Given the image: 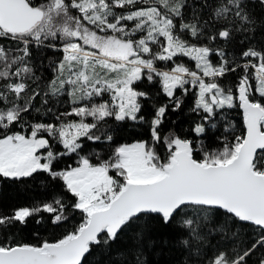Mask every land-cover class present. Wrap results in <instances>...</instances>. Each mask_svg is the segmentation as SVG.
I'll list each match as a JSON object with an SVG mask.
<instances>
[{
    "label": "snow or ice",
    "instance_id": "1",
    "mask_svg": "<svg viewBox=\"0 0 264 264\" xmlns=\"http://www.w3.org/2000/svg\"><path fill=\"white\" fill-rule=\"evenodd\" d=\"M257 3L264 6L0 0V179L46 174L61 190L46 201L0 205V264H91L97 251L122 255L109 264H145L152 221L173 227L186 264H248L264 248V43L251 42L264 32ZM34 49L59 54L51 78L37 75ZM186 98L198 119L187 132L165 130L167 113ZM227 110H239L242 124L206 143ZM128 122L146 126L147 138L118 142L114 126ZM89 142L107 150L84 154ZM44 213L60 234L22 239ZM238 224L254 228L256 239L242 238ZM125 236L131 244L113 252ZM217 236L234 246L213 245Z\"/></svg>",
    "mask_w": 264,
    "mask_h": 264
},
{
    "label": "trees",
    "instance_id": "2",
    "mask_svg": "<svg viewBox=\"0 0 264 264\" xmlns=\"http://www.w3.org/2000/svg\"><path fill=\"white\" fill-rule=\"evenodd\" d=\"M254 10L257 16L264 15V6L259 3L255 4ZM252 44L259 46L264 43V32L257 31L252 39ZM58 53L51 49H34L33 57L34 64L37 67V75L41 77L51 78L52 71L49 67L50 60L56 59ZM147 87H151L146 85ZM161 99V98H158ZM39 107V101L36 102ZM62 110V109H61ZM37 113L33 112V116ZM43 119L47 120L48 116L45 115ZM197 116L190 111V99H185L184 104L180 110L176 112L169 111L165 120V130L171 128L177 132H187L189 127L196 121ZM217 129L210 132V138L206 143L215 146L214 134L223 131V128L228 124L238 127L242 124V118L239 114V110H227L223 116L217 120ZM116 131L114 137L120 143H133L138 139H146L147 133L145 131L146 126L134 125L132 122H128L126 126L115 125ZM89 147L86 148L84 154L91 153L93 151L105 152L107 145H96L89 142ZM71 162V161H69ZM63 167V165H61ZM0 205H26L39 201L50 200L52 195L59 194L61 191L57 185V182L51 181L46 174L35 175L33 178H26L22 181H13L9 179H0ZM76 220L79 219V213L74 214ZM44 222L36 224L34 221H30L28 226L23 230L22 239L31 242L38 233L40 239H51L53 235H59L61 229H56L48 221V214L44 213ZM76 221H73L75 223ZM235 231L241 234V237L246 240L256 239V230L249 225L238 224L235 226ZM21 235V234H17ZM213 245H219L220 247H228L229 250L234 245H230L229 241L221 239L217 236L213 241ZM131 244L129 237H122L120 241L113 245V252L118 248H125ZM143 257L145 264H186L187 255L182 252L180 246L175 242V231L173 227L164 225L158 221H152L150 224V230L145 237L143 244ZM264 257V248L258 249L248 260V264H259L260 259ZM122 255H113L111 258L107 254L102 255L100 251H97L93 256L89 257L91 264H109V259L120 260Z\"/></svg>",
    "mask_w": 264,
    "mask_h": 264
},
{
    "label": "rangeland",
    "instance_id": "3",
    "mask_svg": "<svg viewBox=\"0 0 264 264\" xmlns=\"http://www.w3.org/2000/svg\"><path fill=\"white\" fill-rule=\"evenodd\" d=\"M1 184V183H0Z\"/></svg>",
    "mask_w": 264,
    "mask_h": 264
}]
</instances>
